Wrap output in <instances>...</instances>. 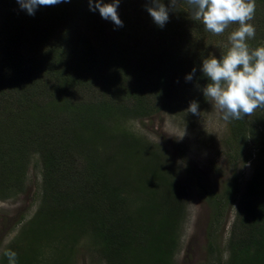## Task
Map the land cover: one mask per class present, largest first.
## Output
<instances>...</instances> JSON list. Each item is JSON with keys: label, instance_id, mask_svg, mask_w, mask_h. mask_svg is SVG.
Here are the masks:
<instances>
[{"label": "rangeland", "instance_id": "obj_1", "mask_svg": "<svg viewBox=\"0 0 264 264\" xmlns=\"http://www.w3.org/2000/svg\"><path fill=\"white\" fill-rule=\"evenodd\" d=\"M15 1L6 2L12 12L29 15ZM128 19L117 27L102 18V40L82 26L90 46L64 32L50 53L25 48L32 66L0 77V264L9 249L17 264H151L140 245L156 243L168 246L169 264H264V223L247 217L264 204L262 192L248 204L264 185L255 119L264 108L244 118L259 130L254 139L233 148L229 121L202 91V61L214 53L193 46L165 57L159 47L134 51L133 65L154 71L134 87L121 78L126 62L152 42L140 19ZM80 84L83 98H72ZM193 100L200 115L187 112ZM163 209H172L165 233L153 224ZM90 214L99 236L86 231Z\"/></svg>", "mask_w": 264, "mask_h": 264}, {"label": "trees", "instance_id": "obj_2", "mask_svg": "<svg viewBox=\"0 0 264 264\" xmlns=\"http://www.w3.org/2000/svg\"><path fill=\"white\" fill-rule=\"evenodd\" d=\"M7 1L8 0H2L3 4H0V33H2V42H0V77L2 78L4 75H11L12 72H15L16 70H28V65L31 64L32 60L27 58V54H24L23 50H25V48L35 54L38 49L45 50L47 48L48 53H50L53 51L56 45L59 44L64 32H68L69 36L78 37L87 46H90V40L82 32L83 29L87 28L90 30V35L98 34L101 40L105 37L106 33L103 29L104 22L102 17L100 16L98 10H90L89 0H69V2H63L64 5L66 4L69 6L68 9H42L40 12L35 13L34 16L15 15V13L12 12L11 3L8 2L6 4ZM103 2L111 3L112 0H103ZM163 2L166 6L170 4V0H163ZM260 2L262 4L257 3L254 19L249 21V23L254 24L256 27L255 38L248 41L250 48L253 49L264 46V0H261ZM14 3L18 4L17 0ZM93 3H95V0H93ZM146 3H148V0H120L118 7L119 18L123 22L129 21L128 18L131 17L136 18L138 21L140 19L141 22H143V25H145L144 31H146L148 38L152 42L146 43L140 47H132L133 52L136 50L145 52L152 47H159L161 49V55L165 57L166 53L167 55H170L169 53L178 52L180 49L184 48L191 49L193 46L201 52H213L214 54L211 55L216 57L222 56L223 54H226L230 47V42L228 39L230 33L238 27V24H232L229 26L230 28H227L221 35H214L208 31H205L201 22L194 21L192 19L191 9L187 5L186 0H179L177 9L175 11L169 12V21L163 27H159L153 22V19L146 11ZM64 5H61V7H64ZM82 26L83 28L81 30ZM68 29L71 31H66ZM172 37H174L176 43L173 39H170ZM170 40H172L171 43L169 42ZM166 41L169 43L167 42L168 44L165 46L164 42ZM219 43L222 45L221 47L223 48V51H219ZM96 54L97 53H93V55ZM197 55H199L198 57L202 56L200 53H197ZM135 57V52L134 55L130 53L129 60L126 62L127 66L125 67L127 78H125L123 75H121V78L132 80L131 85L134 87H140L141 89V86L147 82V77L150 78L154 71L150 70L149 67L139 68V66H134V63L131 61L134 60ZM108 59H106L107 62ZM114 80L116 82L119 80L118 74H114ZM16 81V83H19L17 78ZM126 86L127 83L125 82L124 87ZM72 90L73 93H75L72 95V98H83V87H81V84L76 85V87H74ZM255 119L259 126H264V114H259L258 116L256 115ZM229 123L230 131L232 133L231 139L233 140V148L237 144L239 146L238 149H240L242 144L245 143L246 137L254 139L253 129L259 132V130L256 128L257 126H254L252 122H247L245 119L232 120L229 121ZM89 124H92L91 118L89 119ZM260 140L261 141L259 144H263L264 138ZM240 141H243L241 146L239 145V143H241ZM123 143L127 144L128 142L126 143L124 141ZM129 145L134 146L133 150L139 147V145L135 143H129ZM263 149V147L260 149V155H262L264 151ZM144 150L145 149H143V151ZM152 155V152L147 153L146 158H149ZM244 155L245 154L242 156ZM144 156L145 152L142 157ZM155 172L157 173L156 170ZM155 176L159 177L160 179L163 178L165 181L168 180V178L164 176L162 177L161 175L157 176L156 174ZM234 180L236 181V178H234ZM256 190V192H252L250 194L251 196L253 195V198L250 199L248 203L250 206L253 202H255L254 198L255 196L257 197V194L261 192L264 194V185L259 188L257 187ZM229 191H234V185H231L228 192ZM257 205L252 207L251 210H247V217H249L248 220H250L252 224H258V222L264 223V204ZM170 210L172 209H163L164 214H160L159 218L156 216L158 218L157 220L154 218V212L149 213L147 216L140 215V218L142 216L146 219L154 218L153 224L156 227L163 226L161 229H163V232L165 233L167 229V222L171 220L168 214ZM172 215L174 216V214ZM72 222L76 225L79 224L82 227L87 225L86 231H88V229H92L93 234L96 236H99L100 230H102L103 226L101 220H99L100 223H98L97 218L93 214H90L88 224L86 222L83 225L82 217L72 218ZM84 231L85 230L83 229L81 230V232ZM132 236V233H130L128 236V242ZM122 242H124V240H122ZM151 245L153 246V251L147 246L143 248V246L140 245L145 257L150 261V263L169 264L168 260L166 259L167 253H169L166 243V247L165 245L159 243ZM139 259L141 260L140 263L144 262V260L142 261L141 258ZM28 264H31V261Z\"/></svg>", "mask_w": 264, "mask_h": 264}, {"label": "clouds", "instance_id": "obj_3", "mask_svg": "<svg viewBox=\"0 0 264 264\" xmlns=\"http://www.w3.org/2000/svg\"><path fill=\"white\" fill-rule=\"evenodd\" d=\"M69 0H17L22 10L34 15L41 6H55ZM179 0H170L168 6L163 0H148L146 11L153 22L163 27L169 21V12L175 11ZM192 19L202 23L205 31L221 35L232 24L238 27L228 37L230 47L226 54L217 59L209 55L202 61L201 71L209 80L202 91L204 97L222 114L224 121L242 120L264 108V46L250 48L248 41L254 39L256 27L249 23L255 17L256 0H186ZM120 0L104 3L103 0H89L91 11L98 10L100 16L110 20L117 27H123L119 18ZM196 68L185 79L191 81ZM187 112L200 115L199 102L191 101ZM4 255L8 264H17L18 254L7 250Z\"/></svg>", "mask_w": 264, "mask_h": 264}]
</instances>
